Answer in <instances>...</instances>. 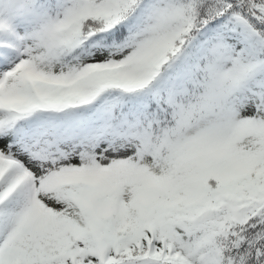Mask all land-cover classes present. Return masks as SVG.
Returning <instances> with one entry per match:
<instances>
[{"label": "snow or ice", "instance_id": "obj_1", "mask_svg": "<svg viewBox=\"0 0 264 264\" xmlns=\"http://www.w3.org/2000/svg\"><path fill=\"white\" fill-rule=\"evenodd\" d=\"M0 264H264V0H0Z\"/></svg>", "mask_w": 264, "mask_h": 264}]
</instances>
